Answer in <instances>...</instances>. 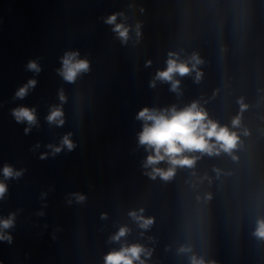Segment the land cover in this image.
<instances>
[{"label":"water","instance_id":"obj_1","mask_svg":"<svg viewBox=\"0 0 264 264\" xmlns=\"http://www.w3.org/2000/svg\"><path fill=\"white\" fill-rule=\"evenodd\" d=\"M117 12L124 13L117 22L131 26L126 44L104 23ZM68 51L90 64L74 83L57 72ZM170 51L204 61L199 83L194 74L177 77L179 95L168 83L150 86ZM30 60L38 74L26 70ZM29 79L35 88L15 99ZM241 97L249 107L237 129V160L204 155L170 181L144 174L139 110L199 100L231 127ZM54 105L64 112L62 126L46 120ZM19 106L36 109L27 134L28 125L11 115ZM67 133L76 147L52 155L47 145ZM6 163L24 171L4 181L0 218L15 213V221L6 230L11 242L0 240V264H104L124 242L152 249L147 264H190L177 252L182 244L215 264H264V239L253 235L264 217V0H0V170ZM193 172L211 183L197 182ZM73 193L86 199L77 202ZM141 208L154 220L143 235L128 215ZM124 225L128 235L112 242Z\"/></svg>","mask_w":264,"mask_h":264},{"label":"clouds","instance_id":"obj_2","mask_svg":"<svg viewBox=\"0 0 264 264\" xmlns=\"http://www.w3.org/2000/svg\"><path fill=\"white\" fill-rule=\"evenodd\" d=\"M124 13H113L104 18V23L112 26V31L117 35L122 44H126L130 39V25L124 22H117L118 17H123ZM137 39H139L140 24L135 26ZM151 61L148 62L150 64ZM204 63L198 53L193 52L186 58H182L178 52L170 51L166 60V67L157 70L155 76L150 82L151 87H155L157 81L168 83L170 91L180 94V79L177 77L191 76L194 74V82L199 83L203 78V71L200 66ZM90 69L89 61L86 58H80L78 51H68L61 58V67L57 69L58 74L67 83H74L77 78L87 73ZM26 70L38 74L41 71L40 65L35 60H30L26 65ZM37 84L35 79H29L27 83L19 87L15 92V99L25 98L31 89ZM61 103L66 102L63 91L59 94ZM241 112L234 116L231 120V127L221 124L219 121L209 116L206 108L199 100H193L191 103L182 108L171 105L166 108L144 107L138 111L136 119L142 122L141 131L137 134L138 145L144 147L147 155L142 161L144 174L151 179L160 177L164 181H170L177 172L178 168L193 169L198 159L202 156H218L220 154H228L233 160L238 157L234 155L240 147L242 126L241 113L249 106L244 102L243 97L238 100ZM11 115L17 123H26L28 127L24 129L27 134L31 128L37 124L36 109L26 106H19L11 109ZM49 124L62 126L65 123L64 112L61 106H52L46 117ZM250 133L247 128L243 129V135L248 136ZM72 133L65 134L59 145L48 144L47 148L51 150V154L60 153L64 148L72 151L76 145L71 139ZM39 144L35 145L38 148ZM48 153L41 155V159L46 158ZM165 163L167 167H160L161 163ZM23 169L17 171L11 165L4 164L2 170L3 180H0V200L5 197L8 191L7 184L4 182L8 179L20 178L23 175ZM217 176H219V170ZM196 177V181L202 183L205 179L211 183V177L205 175L199 177L195 172L192 173ZM192 187H196V183H192ZM46 193L42 194L45 196ZM77 202H83L86 197L80 193L71 194ZM199 201L201 197L197 195ZM204 199H211V194L206 193ZM71 203V201H69ZM144 209L129 211V217L144 231H147L154 223L152 217L143 215ZM43 215V212L39 213ZM15 213L9 214L6 218H0V240H6L9 243L12 237L6 230L14 226ZM130 229L124 225L110 237L112 242H121L125 238ZM254 236L264 239V217H260L256 221ZM178 254L187 255L190 264H215V261L205 260L203 256H199L193 251L192 246L182 244L177 249ZM152 255V249L141 243L127 242L121 243L118 249L109 251L104 257V264H147V259Z\"/></svg>","mask_w":264,"mask_h":264}]
</instances>
